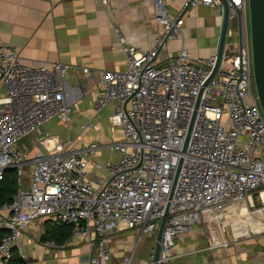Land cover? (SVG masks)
<instances>
[{
    "label": "built area",
    "instance_id": "obj_1",
    "mask_svg": "<svg viewBox=\"0 0 264 264\" xmlns=\"http://www.w3.org/2000/svg\"><path fill=\"white\" fill-rule=\"evenodd\" d=\"M227 3L224 48L210 78L215 53L191 58L180 46L163 60L158 54L168 39L180 34L185 9L217 5L222 11L220 0H182L174 14L168 13L166 0H152V19L159 30L140 47L127 44L110 22L125 68L100 71L102 90L93 108L99 111L112 103L110 121L121 136L106 144L118 159L105 162L108 176L94 188L84 167L98 143L74 148L68 139L42 136L36 141L41 149L33 154L19 143L26 135L40 133L50 119L67 122L73 107L65 102L61 83L67 65L25 64L0 39V178L3 170L13 169L16 184L9 202L0 205V228L7 229L0 239V264L14 253L23 258L21 229L42 217L70 226V236L85 241L88 264H170L176 237L195 224L207 225L215 235L209 245H215L227 244L224 233L234 235L243 212L258 218L251 222H264V115L252 70L248 0ZM238 12L240 37L238 20L233 22ZM119 224L135 228L137 235L130 253L111 263L104 242L120 230ZM143 234L151 237V246L145 258L134 261Z\"/></svg>",
    "mask_w": 264,
    "mask_h": 264
},
{
    "label": "crops",
    "instance_id": "obj_2",
    "mask_svg": "<svg viewBox=\"0 0 264 264\" xmlns=\"http://www.w3.org/2000/svg\"><path fill=\"white\" fill-rule=\"evenodd\" d=\"M181 1L166 0L168 13L174 14ZM151 4L152 0H106L104 5L100 0H0V39L16 51L23 63L67 65L61 78L64 100L70 106L73 104L67 122L46 121L40 133H32V145H24L33 154L41 149L37 139L49 135H56L60 142L68 139L74 148L98 143L99 148L84 167L92 188L107 178L105 162L116 163L118 159L106 144L121 136L120 128L110 121L112 103L99 111L93 108L95 96L102 90L98 81L100 71L125 68V57L116 45L110 22L117 25L127 44L148 45L159 30L152 19ZM182 19L180 34L165 42L159 59L167 58L180 46L191 58L204 59L214 54L221 28V7L187 8ZM48 218L33 219L21 229L19 242L24 264H88V248L81 237L69 236L58 246L44 243L51 241L41 238ZM250 219L239 220L234 235L226 230L227 244L209 245L215 235L209 233L207 225L195 224L176 237L170 264H264V222ZM119 227L104 242L111 263L130 253L137 235L135 228L127 229L123 224ZM149 247L143 246L138 253L135 248L132 259L142 260Z\"/></svg>",
    "mask_w": 264,
    "mask_h": 264
},
{
    "label": "water",
    "instance_id": "obj_3",
    "mask_svg": "<svg viewBox=\"0 0 264 264\" xmlns=\"http://www.w3.org/2000/svg\"><path fill=\"white\" fill-rule=\"evenodd\" d=\"M222 4V21L219 33V40H217L216 50H215V63L209 75V78L213 75L217 65L221 58V54L224 48V42L226 37V31L228 27L229 19V7L227 0H220ZM238 20V34L241 35V15L237 13ZM248 25H249V39L251 46L252 55V70L256 86V91L258 95V101L264 115V0H248ZM192 119V118H191ZM189 124L185 142L188 137ZM184 142V143H185ZM185 144H183L184 149ZM179 165V163H178ZM178 167L175 170L173 181L176 178ZM163 219L161 218L155 233L154 246H153V258L154 261L157 257L158 252V242L160 239ZM155 264V262L153 263Z\"/></svg>",
    "mask_w": 264,
    "mask_h": 264
},
{
    "label": "trees",
    "instance_id": "obj_4",
    "mask_svg": "<svg viewBox=\"0 0 264 264\" xmlns=\"http://www.w3.org/2000/svg\"><path fill=\"white\" fill-rule=\"evenodd\" d=\"M15 191V176L13 169H5L0 178V205L8 203L11 195ZM258 194V191H256ZM49 220V221H48ZM45 222L46 227L42 234V240H52L55 243H61L70 236V226L57 224L53 219L48 218ZM7 233V229L0 228V239ZM6 264H24L23 260L15 253Z\"/></svg>",
    "mask_w": 264,
    "mask_h": 264
},
{
    "label": "rangeland",
    "instance_id": "obj_5",
    "mask_svg": "<svg viewBox=\"0 0 264 264\" xmlns=\"http://www.w3.org/2000/svg\"><path fill=\"white\" fill-rule=\"evenodd\" d=\"M236 20H237L236 18L233 19V22H235ZM159 57H161V55H159ZM227 122H228V119L224 116L222 121H221V125L225 126ZM226 128H228V127H226ZM19 143L32 145V133L21 138ZM253 200H254L255 204L259 202V194H257V192H253ZM248 217H250V214H246L245 212H243V213H241V215L239 217H237L238 218L237 220H241V219L245 220ZM252 218L258 219V218H256V216H255V218L254 217H252ZM249 221H251V220H249ZM150 243H151V237L150 236H147V235L141 236V238L138 240L137 247H136L137 253L143 246L145 247V249L148 248V246H151Z\"/></svg>",
    "mask_w": 264,
    "mask_h": 264
},
{
    "label": "bare ground",
    "instance_id": "obj_6",
    "mask_svg": "<svg viewBox=\"0 0 264 264\" xmlns=\"http://www.w3.org/2000/svg\"><path fill=\"white\" fill-rule=\"evenodd\" d=\"M261 196L262 198H264V190L261 192Z\"/></svg>",
    "mask_w": 264,
    "mask_h": 264
}]
</instances>
